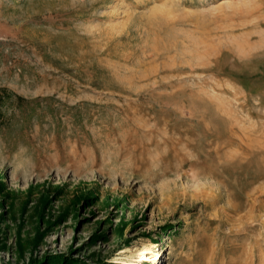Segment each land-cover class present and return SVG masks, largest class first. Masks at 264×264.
I'll list each match as a JSON object with an SVG mask.
<instances>
[{
  "label": "rangeland",
  "instance_id": "obj_1",
  "mask_svg": "<svg viewBox=\"0 0 264 264\" xmlns=\"http://www.w3.org/2000/svg\"><path fill=\"white\" fill-rule=\"evenodd\" d=\"M0 264H264V0H0Z\"/></svg>",
  "mask_w": 264,
  "mask_h": 264
},
{
  "label": "bare ground",
  "instance_id": "obj_2",
  "mask_svg": "<svg viewBox=\"0 0 264 264\" xmlns=\"http://www.w3.org/2000/svg\"><path fill=\"white\" fill-rule=\"evenodd\" d=\"M160 258H161L160 255H157L156 256V259L154 261H157L158 262Z\"/></svg>",
  "mask_w": 264,
  "mask_h": 264
}]
</instances>
